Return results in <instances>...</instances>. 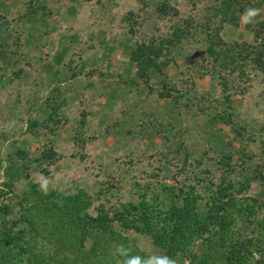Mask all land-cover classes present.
<instances>
[{
	"label": "rangeland",
	"instance_id": "obj_1",
	"mask_svg": "<svg viewBox=\"0 0 264 264\" xmlns=\"http://www.w3.org/2000/svg\"><path fill=\"white\" fill-rule=\"evenodd\" d=\"M125 1L0 0V241L84 263L51 225L90 214L141 264H264V0ZM121 57L139 81L105 85ZM91 81L142 116L101 167Z\"/></svg>",
	"mask_w": 264,
	"mask_h": 264
},
{
	"label": "crops",
	"instance_id": "obj_2",
	"mask_svg": "<svg viewBox=\"0 0 264 264\" xmlns=\"http://www.w3.org/2000/svg\"><path fill=\"white\" fill-rule=\"evenodd\" d=\"M112 2L119 6H123V5L127 6L125 0H112ZM130 2L133 3V0H130ZM106 49H110V48L104 47L102 49L103 52L105 51L104 53L107 52ZM115 62L116 64H114V67H112L113 62L111 61L109 62V60L106 59L101 62L103 66L100 64V67H104L106 71L105 76L107 77H105V82H104L105 85L106 83L108 84L114 83L113 84L114 87L119 86V89H122L120 85L123 84L125 85V83L127 84V81L128 82H131V80L139 81L136 74V69L133 68H131V70L128 69V67H130L132 63L129 62L126 58L121 57L120 61H115ZM95 79H97V77H95ZM96 82L101 84V79H99L98 77ZM91 83H94V81H91ZM92 86H93L92 91H94L93 95H95V98L93 99L89 98L87 100L88 103L87 108L88 111L91 112V114L89 113L88 116H92L91 117L92 119L94 118V121H91V125H93L94 128L97 126L95 129L97 128L102 129L104 131L105 138L100 142L98 141L91 142L90 146L93 145L97 146V149H93L95 152L94 154L98 155V157H96L94 160H96L97 166L101 167L102 165H104L101 160V156L103 157H106L107 155L110 157L114 156V154L116 153L115 148L121 147L122 145V139L118 137V139L116 140L115 137L116 126H118L117 129L119 131V128L123 124V119H125V117L128 116L127 118H129V121L131 119L130 122H132V119L139 121L138 118L142 116L138 115L136 109L130 108L133 107L130 101V97L126 96L128 97V99H124L121 97L112 98L110 96V93H108L107 91L104 92L103 88L100 87L99 84L94 83ZM127 92H129V90H127ZM128 94L135 95V93H128ZM142 98L145 100L146 104H150L153 101L150 95L143 94ZM123 104L124 106H122ZM124 122H126V120H124ZM110 124L114 125V130L110 128L112 126L109 127ZM91 139L94 140V137H92ZM95 155H93V157Z\"/></svg>",
	"mask_w": 264,
	"mask_h": 264
},
{
	"label": "trees",
	"instance_id": "obj_3",
	"mask_svg": "<svg viewBox=\"0 0 264 264\" xmlns=\"http://www.w3.org/2000/svg\"><path fill=\"white\" fill-rule=\"evenodd\" d=\"M210 53V52H209ZM211 55V53H210ZM247 55V53H246ZM214 60H212L213 62ZM256 61V60H255ZM84 219L86 221V225L80 232L81 235L75 234L76 229H69V227H65L66 222L60 223L58 220H56L54 217H52V228L55 230V233L57 234V231L60 232V239L64 240V244L70 246V248L73 251H78L81 246V241L88 240L91 242V244L87 247V249H83L84 251V257H85V264H124V262L128 259L137 257L136 251L131 247V245H120L119 242L115 241V233L111 230V226L109 227L106 223L107 218H104L102 216L99 217V215H96L95 217L86 214L84 216ZM147 223L146 221L144 222ZM57 225V227H56ZM180 229V227H179ZM178 229V231H179ZM109 242H115L114 247L116 249H122L123 253L125 255H120V251H107V246ZM66 243V244H65ZM0 264H21L20 261H15L13 259L9 258V244L7 241L3 242L0 241ZM62 246V247H63ZM169 251L172 246L168 247ZM21 250V248H19ZM36 249L32 245H30V250L34 251ZM30 258H26L25 264H49L52 262V257H49L47 255L36 253H31ZM12 261V263H10ZM14 261V262H13ZM54 261V260H53ZM56 264H77V263H83L82 261H78L77 259H70L67 256H63L59 258L57 261H54ZM83 263V264H84Z\"/></svg>",
	"mask_w": 264,
	"mask_h": 264
},
{
	"label": "clouds",
	"instance_id": "obj_4",
	"mask_svg": "<svg viewBox=\"0 0 264 264\" xmlns=\"http://www.w3.org/2000/svg\"><path fill=\"white\" fill-rule=\"evenodd\" d=\"M258 9L256 8H248L241 15L240 19L244 24H248L251 22L252 18L258 14ZM41 188L43 190H47V181L43 180L41 182ZM117 251L122 252V249H117ZM124 264H141V260L139 257L128 259L124 262ZM145 264V262H144ZM146 264H174V261L170 260L167 256L162 257H152L150 260L146 262Z\"/></svg>",
	"mask_w": 264,
	"mask_h": 264
}]
</instances>
